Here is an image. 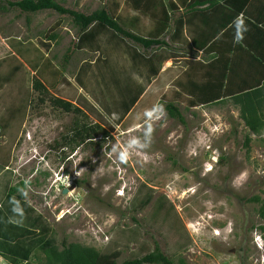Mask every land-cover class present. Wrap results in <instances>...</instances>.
Listing matches in <instances>:
<instances>
[{
    "label": "rangeland",
    "instance_id": "1",
    "mask_svg": "<svg viewBox=\"0 0 264 264\" xmlns=\"http://www.w3.org/2000/svg\"><path fill=\"white\" fill-rule=\"evenodd\" d=\"M57 1L86 14L118 8L117 18L133 28L122 24L145 36L154 27L133 0ZM79 33L69 15L21 12L0 0V207L22 201L25 217L41 216L58 238L120 250L118 262L157 244L176 264H264V132L252 133L232 102L193 104L177 84L187 77L185 61L169 60L152 76L133 59L132 47L141 45L105 31L99 50H78ZM36 78L49 93L40 108ZM51 96L81 112L54 107ZM170 102L185 123L169 116ZM77 117L109 135L62 153L57 144ZM124 150L127 163L119 161ZM20 182L23 199H8ZM255 196L261 200L249 201Z\"/></svg>",
    "mask_w": 264,
    "mask_h": 264
},
{
    "label": "trees",
    "instance_id": "2",
    "mask_svg": "<svg viewBox=\"0 0 264 264\" xmlns=\"http://www.w3.org/2000/svg\"><path fill=\"white\" fill-rule=\"evenodd\" d=\"M5 1L9 6L17 8L21 12L37 13L44 10H54L62 15L71 16L74 23L80 27L76 44L78 50H99L98 40L105 31L111 32L114 37L130 39L132 42L142 46L141 48L132 47L135 50L132 53L133 59H138L137 62L139 65L141 64V67L147 68V65H149L148 70L152 76H157L169 59H175L174 62L176 59H182L188 64L189 59L193 58V56L186 49L184 50L183 45L185 47H193L192 45H195L197 48L203 49L209 41V39L200 41V39L194 38L190 42L184 37L183 32L187 13L189 10L195 9L196 5L191 4L189 6L188 0H183L184 4L187 3L184 8H180L177 2L173 0H169V2L168 0H160L159 3L161 5L153 7L145 6V4L139 6L152 20L154 19V27L146 36L140 34L141 32L126 28L122 23L128 26L127 19L125 20L126 22H123L119 16L117 18L118 8L111 9L107 5L90 14H86L78 9L67 8L57 0ZM138 1H140V4L145 2V0H135V2ZM212 1L211 4L216 3ZM181 11L186 12L182 13ZM128 27L133 28L132 23ZM56 37V33L50 36L52 39ZM96 47L97 49H95ZM237 47H239V43L235 46V48ZM155 58L158 60L157 65L154 64ZM225 63L227 68L223 74L214 73V71L206 69L208 72L206 71L202 81L197 80L199 77L197 75L200 74L199 71L204 66L197 61L189 63V70L185 73L187 78L183 81L177 79L178 87H182L188 96L195 97L192 100L193 104H224L232 102L234 106L239 107L240 117L244 121L245 126L254 134H262L264 132V79L261 82L257 81L258 83L256 84H249L251 80L248 81L246 76H242L238 80L241 83V87L236 89L234 86L237 85L236 78L239 72L234 70L232 61L227 60ZM199 65L202 67H199ZM210 65L213 67L214 64ZM84 68L85 65L81 72L86 70ZM166 71L167 69L164 73ZM150 85L141 87L142 92L140 94L142 95L146 92ZM33 88L39 92L38 105L45 104L49 98L46 84L40 78H36L33 81ZM50 102L54 107L68 113L81 112L78 106L62 98L51 96ZM166 108L171 118L185 123V118L179 106L170 102ZM129 111L130 109L127 110V113ZM99 135L108 136L109 134L100 124L92 125L77 117L69 132L62 136V141L57 146L59 145L58 147L62 148V153H64L65 146L76 145L77 147L86 142H92ZM251 141L252 138L247 136L245 146L248 149H250ZM72 148L74 149V147ZM61 157L65 159V156L62 155ZM79 181L77 180V182ZM22 186H26V183L20 182L18 185L11 186L8 199L14 200L12 196L18 193ZM17 195L23 199L22 194L18 193ZM260 200L259 196L249 199L251 202H259ZM149 201L150 199H147L146 202L149 203ZM19 204L20 206L14 210L12 206L6 210L0 207V257L9 260L10 264H176L157 244L153 251L144 256L127 258L118 262L121 256L120 250L102 251L94 246L80 242H68L66 237L60 239L46 222H42L41 216L25 217L21 210L22 201ZM161 206L162 203L159 204V209ZM15 212L22 214L21 218H19V222L22 223L10 222L9 216L14 215ZM261 216L264 218V204L261 208ZM261 230L264 231V225L261 226ZM180 264L186 263L181 259Z\"/></svg>",
    "mask_w": 264,
    "mask_h": 264
},
{
    "label": "crops",
    "instance_id": "3",
    "mask_svg": "<svg viewBox=\"0 0 264 264\" xmlns=\"http://www.w3.org/2000/svg\"><path fill=\"white\" fill-rule=\"evenodd\" d=\"M159 1L145 0L140 4V1L133 0L132 4L136 8L144 4L153 7L161 5ZM173 1L177 2L180 8H184L187 3L189 6L196 4L195 9L187 13L184 37L188 40L198 38L200 41L209 39L203 49L195 45L186 46V51L193 56L189 63L200 62L204 66V74L207 70L223 74L227 68L223 59L225 55L226 61H232L234 70L239 72L236 78L237 85L234 86L236 89L241 87L238 80L242 76H246L248 81L251 80L249 84H256L264 79V0H188L185 4L183 0ZM211 1L216 3L211 4ZM132 15L135 16V11ZM136 17L139 19L138 15ZM146 17L149 18L144 11L143 19ZM150 21H143V24ZM145 31L143 28L144 33ZM237 39L239 47L235 48ZM183 47L185 48L184 45ZM168 61L165 62L162 72L167 69L165 66ZM210 64H218V68L213 70Z\"/></svg>",
    "mask_w": 264,
    "mask_h": 264
},
{
    "label": "clouds",
    "instance_id": "4",
    "mask_svg": "<svg viewBox=\"0 0 264 264\" xmlns=\"http://www.w3.org/2000/svg\"><path fill=\"white\" fill-rule=\"evenodd\" d=\"M241 38H242V37H241ZM236 42L239 43V39H237ZM129 143H130V144H131V143H135V140H131ZM128 157H129V152H128L127 150H124V151L120 152V155H119V161H120L121 163H127V161H128ZM257 239H259V238H257Z\"/></svg>",
    "mask_w": 264,
    "mask_h": 264
},
{
    "label": "water",
    "instance_id": "5",
    "mask_svg": "<svg viewBox=\"0 0 264 264\" xmlns=\"http://www.w3.org/2000/svg\"><path fill=\"white\" fill-rule=\"evenodd\" d=\"M66 191H67V190H65V192H64V193H66Z\"/></svg>",
    "mask_w": 264,
    "mask_h": 264
}]
</instances>
